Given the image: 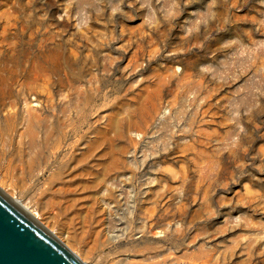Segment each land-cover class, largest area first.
<instances>
[{
  "label": "rangeland",
  "instance_id": "rangeland-1",
  "mask_svg": "<svg viewBox=\"0 0 264 264\" xmlns=\"http://www.w3.org/2000/svg\"><path fill=\"white\" fill-rule=\"evenodd\" d=\"M0 189L84 264H264V0H0Z\"/></svg>",
  "mask_w": 264,
  "mask_h": 264
},
{
  "label": "water",
  "instance_id": "water-1",
  "mask_svg": "<svg viewBox=\"0 0 264 264\" xmlns=\"http://www.w3.org/2000/svg\"><path fill=\"white\" fill-rule=\"evenodd\" d=\"M0 264H84L0 189Z\"/></svg>",
  "mask_w": 264,
  "mask_h": 264
},
{
  "label": "bare ground",
  "instance_id": "bare-ground-1",
  "mask_svg": "<svg viewBox=\"0 0 264 264\" xmlns=\"http://www.w3.org/2000/svg\"><path fill=\"white\" fill-rule=\"evenodd\" d=\"M18 205H20L21 206V204L20 203H18L17 201H15ZM24 210H25V208L23 207V206H21ZM25 211H27V210H25ZM33 218H35L37 221H38V217L35 215V214H33V213H31V212H29V211H27ZM40 223V222H39ZM41 224V223H40ZM45 228V227H44ZM47 230V229H46ZM52 235H53V233L52 232H50ZM54 236V235H53ZM55 238H56V236H54ZM57 239V238H56ZM58 240V239H57ZM59 241V240H58ZM60 242V241H59ZM70 251V250H69ZM71 252V251H70ZM72 253V252H71ZM73 254V253H72ZM76 256V255H75Z\"/></svg>",
  "mask_w": 264,
  "mask_h": 264
}]
</instances>
